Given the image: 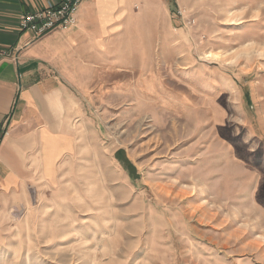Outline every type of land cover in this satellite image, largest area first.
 I'll return each mask as SVG.
<instances>
[{"label":"rangeland","instance_id":"rangeland-1","mask_svg":"<svg viewBox=\"0 0 264 264\" xmlns=\"http://www.w3.org/2000/svg\"><path fill=\"white\" fill-rule=\"evenodd\" d=\"M61 2L21 15L28 38L0 55L68 29L20 25ZM127 12L80 40V76L51 72L67 149L0 189V264H264V0Z\"/></svg>","mask_w":264,"mask_h":264},{"label":"crops","instance_id":"crops-1","mask_svg":"<svg viewBox=\"0 0 264 264\" xmlns=\"http://www.w3.org/2000/svg\"><path fill=\"white\" fill-rule=\"evenodd\" d=\"M48 1L0 0V50L17 52L16 47L23 45L29 35L20 30L21 15ZM130 1L85 0L75 26L57 30L15 53L16 60L0 55V189L21 182L23 175L29 173V160L36 149L44 173L53 172L68 140L67 135L60 140V135L51 133L56 124L52 108L60 105L63 96L59 76L65 79L80 76L77 65L80 40L90 36L97 46L105 39L111 24L128 13ZM54 71L59 76L52 77Z\"/></svg>","mask_w":264,"mask_h":264},{"label":"built area","instance_id":"built-area-1","mask_svg":"<svg viewBox=\"0 0 264 264\" xmlns=\"http://www.w3.org/2000/svg\"><path fill=\"white\" fill-rule=\"evenodd\" d=\"M79 2L82 0H62L60 5L27 14L21 19V28L40 35L55 27L69 28L77 23V5Z\"/></svg>","mask_w":264,"mask_h":264},{"label":"bare ground","instance_id":"bare-ground-1","mask_svg":"<svg viewBox=\"0 0 264 264\" xmlns=\"http://www.w3.org/2000/svg\"><path fill=\"white\" fill-rule=\"evenodd\" d=\"M232 59H233V57H232Z\"/></svg>","mask_w":264,"mask_h":264}]
</instances>
